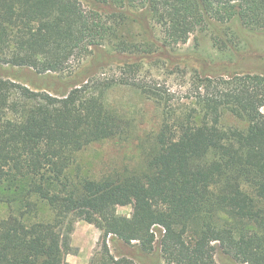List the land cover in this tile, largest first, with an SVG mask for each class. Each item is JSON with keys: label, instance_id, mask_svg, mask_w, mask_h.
Listing matches in <instances>:
<instances>
[{"label": "trees", "instance_id": "16d2710c", "mask_svg": "<svg viewBox=\"0 0 264 264\" xmlns=\"http://www.w3.org/2000/svg\"><path fill=\"white\" fill-rule=\"evenodd\" d=\"M128 1L150 14L161 47L211 30L219 63L241 49L231 41L242 28L264 29V0ZM122 18L81 0H0V64L70 73L105 44L133 57L116 66L119 76L87 77L62 94L0 76V201L8 207L0 264H71L74 215L100 230L89 264H137L153 248L156 225L168 264H217L216 249L238 263L264 264V74L194 72L176 98L141 77L151 55L118 34ZM115 86L137 89L160 109L145 169L75 179L69 168L77 152L132 130L133 119L107 102ZM224 112L246 126H223ZM118 205H131L130 215L117 214ZM110 236L122 247L138 244L113 255Z\"/></svg>", "mask_w": 264, "mask_h": 264}, {"label": "rangeland", "instance_id": "374dc122", "mask_svg": "<svg viewBox=\"0 0 264 264\" xmlns=\"http://www.w3.org/2000/svg\"><path fill=\"white\" fill-rule=\"evenodd\" d=\"M86 9L99 10L101 14H115L123 18L118 24V34L127 42L135 43L140 49H146L149 55L144 62L141 77L150 83H156L161 89L183 98L187 91L191 75H215L234 72H254L264 74V29L249 31L242 28L240 38L234 37L231 43L241 45L233 61L219 63L220 50L213 39L211 30H203L190 34L186 43L171 47H161L160 33L148 12L136 3L128 0H81ZM227 27H221L225 30ZM228 36V34H227ZM148 53V54H147ZM167 56L175 57L172 62ZM133 61V57L118 53L111 45L95 47L89 55L78 63L70 73H49L38 75L30 68H19L0 64V76L17 79L31 88L44 87L52 93L62 94L69 91L77 82L93 76H119L118 64ZM106 99L112 109L122 112L125 117L133 119L130 133L124 138H109L95 141L77 152L69 168V174L75 179L116 176L139 172L145 169L146 150L151 145L153 134L160 124L161 113L158 105L137 89L130 86H115L106 92ZM264 113V106L262 107ZM223 126L245 127L246 123L238 120L229 112L221 118ZM131 205H118L119 215L129 216ZM8 213L6 203L0 201V220ZM46 214V213H44ZM71 246L73 250L66 254L71 264H89L91 258L99 250L100 230L95 223H89L79 215L72 218ZM162 227H154L155 241L153 248L137 264H168L160 251ZM116 238L110 236L108 244L113 255L120 252L129 254L133 241L127 247L119 246ZM82 248V253H80ZM123 250V251H122ZM214 258L217 264L238 263L230 256L216 249Z\"/></svg>", "mask_w": 264, "mask_h": 264}, {"label": "crops", "instance_id": "0c3cea01", "mask_svg": "<svg viewBox=\"0 0 264 264\" xmlns=\"http://www.w3.org/2000/svg\"><path fill=\"white\" fill-rule=\"evenodd\" d=\"M80 253H82V248H80Z\"/></svg>", "mask_w": 264, "mask_h": 264}, {"label": "built area", "instance_id": "2783aa9c", "mask_svg": "<svg viewBox=\"0 0 264 264\" xmlns=\"http://www.w3.org/2000/svg\"><path fill=\"white\" fill-rule=\"evenodd\" d=\"M155 227V226H154Z\"/></svg>", "mask_w": 264, "mask_h": 264}]
</instances>
